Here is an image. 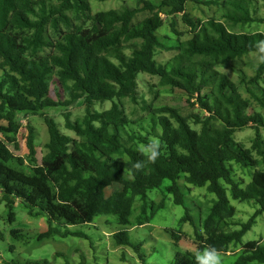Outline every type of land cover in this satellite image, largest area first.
<instances>
[{"label":"trees","instance_id":"trees-1","mask_svg":"<svg viewBox=\"0 0 264 264\" xmlns=\"http://www.w3.org/2000/svg\"><path fill=\"white\" fill-rule=\"evenodd\" d=\"M187 1L143 0L140 9L94 14L89 0H0V122L7 120V125H0V133L15 142L16 150H20L16 138L21 118L40 116L49 133L41 157L30 125L27 157L16 155L0 138V205L10 210V221L15 220L17 203L30 216L45 218L48 229L39 234L38 241L86 237L70 229L97 227L99 216H112L114 221L109 222L129 226L138 199L144 215L138 226L143 225L151 219L147 217L148 193L165 180L170 181L167 192L175 204L184 205L178 184L184 178L190 191L206 188L216 196L208 213L201 216L200 251L214 247L221 254L240 248L243 252L232 264H264L260 243L243 242L255 219L264 214V138L260 132L264 116L249 112L251 104L244 96L251 92L250 85L261 88L264 63L248 80L244 71L239 70L242 76L236 81L219 69L236 68L244 57L257 55L256 44L264 40V33L246 34L235 26L264 23V18L252 16L250 0L224 1L223 18L229 27L224 19L203 23L184 16L195 34L177 47L181 53L169 68L156 59L157 50L166 49L157 35L164 25L160 13L183 14ZM141 11L149 15L135 21ZM129 45L133 46L130 54L125 52ZM140 74L157 76L162 84L186 92L209 113L207 118L195 116V124H201L198 131L178 110L156 108L151 121L153 129L158 124L161 131L156 135L159 155L155 162L141 151L153 140L131 127L143 119H132L123 103L126 99L138 102ZM207 88L209 96H204ZM105 102L111 103L109 109L92 113ZM75 107L86 109L82 121L72 119ZM148 109L150 105L144 107ZM51 110L61 112L67 133L49 114ZM250 125L255 138L248 148L236 140V134ZM137 162L139 169L134 167ZM235 165L252 170L248 182L235 179ZM229 195L241 203L253 202L257 210L239 230L225 232L223 228L231 226L237 213ZM163 207L161 201L151 207V213ZM188 219L186 213L183 220ZM112 239L117 247L138 251L127 231L113 232ZM139 258L146 264L141 254ZM173 264H196L195 254L178 252Z\"/></svg>","mask_w":264,"mask_h":264},{"label":"rangeland","instance_id":"rangeland-1","mask_svg":"<svg viewBox=\"0 0 264 264\" xmlns=\"http://www.w3.org/2000/svg\"><path fill=\"white\" fill-rule=\"evenodd\" d=\"M143 0H89L92 12L95 14L100 11L122 10V9H140L143 7ZM159 3L162 0H145ZM200 3L187 1L185 12L169 16L164 12L160 13L164 25L157 32L160 41L166 49H158L156 59L159 63H168L172 66L173 58L181 52L177 50L183 42L190 40L194 36L191 26L185 22L184 16H188L194 22L201 20L203 23L210 19L217 21L223 20V6L225 0H199ZM216 2V3H214ZM250 9L252 16L261 19L264 18V3L261 0H250ZM185 14V15H184ZM147 11H141L135 18V21H141L147 17ZM225 25L229 27V22ZM236 31L242 33H264V23H252L250 25L235 26ZM133 46L126 47L125 52L130 54ZM236 68H219L230 74L236 81L244 71L247 80L254 77L257 73L256 55L244 57L241 62L235 64ZM259 87L249 88L251 92H244V96L250 101L249 112H260L264 116V72L259 80ZM210 89L203 91L204 96H209ZM261 98L257 99L252 93ZM51 95L55 96L54 87H51ZM137 103L130 99L124 100V107L132 119H143L139 124L131 125L132 129L144 137H149L155 142L157 133H160V126L157 124L153 129L151 116L156 108L168 107L179 111L191 123L192 127L200 130L201 124H195V116L201 118L209 117L208 112L201 109L200 103L196 98H190L186 92L172 88L169 85L161 83L157 76L150 74H140ZM263 102V103H262ZM146 105L151 109L144 110ZM111 107L110 102L103 105H96L92 113L101 112ZM72 119L82 121L86 114L84 107L72 108ZM49 114L55 117L61 130L67 133L65 129V118L60 111H49ZM3 116V114H2ZM157 119V116L154 117ZM20 133H18L16 142L20 150L15 149V142H9L3 134V139L9 148L20 156L27 157V137L29 136V126L32 127L34 143L38 151V157L44 155L45 144L49 141V133L45 121L40 116L21 118ZM0 125H7V120L3 119ZM217 125H219L217 123ZM253 125L236 134V140L242 142L250 148L255 138ZM261 136L264 138V128H261ZM257 156V155H256ZM264 168V164H263ZM236 180L248 182L251 178L252 170H245L237 165L234 166ZM179 187L184 195V205H176L174 196L167 192L170 181L165 180L160 188L148 193V213L150 220L145 224L138 226L139 221L143 220L141 212L142 202L138 199L135 202L133 214L131 216V225L123 227L114 222L112 216H99L96 219L97 227L93 226H75L72 231H79L86 237H60L55 236L49 239L38 241L39 234L46 232L48 224L45 218L32 217L24 207L17 203L14 207L15 220L10 221V210L5 204L0 205V264H28L29 262H50V264H143L139 258L141 254L146 264H173L178 252H191L196 254L200 251V239L197 234H202L201 216L205 217L213 200L214 194H210L206 188H193L191 191L187 188L184 178L179 181ZM191 187V186H190ZM1 197V195H0ZM231 205L237 208L236 216L230 221L231 226H225L226 232L239 230L240 226L250 221L257 210L253 202L235 201L231 198ZM164 201V207L151 213V207L157 206ZM189 214L190 219L183 220ZM109 222V223H107ZM64 229V228H63ZM173 232L174 238L170 233ZM127 231L130 242L138 248V251L131 247H117L112 239L113 232ZM17 231V234H13ZM255 241L260 243V248L264 249V214L258 216L251 230L244 236L243 242ZM243 252L240 248L231 249L227 253H221L222 264H232Z\"/></svg>","mask_w":264,"mask_h":264},{"label":"clouds","instance_id":"clouds-1","mask_svg":"<svg viewBox=\"0 0 264 264\" xmlns=\"http://www.w3.org/2000/svg\"><path fill=\"white\" fill-rule=\"evenodd\" d=\"M256 59L258 63H264V40L256 44ZM141 151L150 162H155L159 155V145L155 141H150ZM135 168H141V163L137 162ZM196 264H222V256L214 247L205 248L195 254Z\"/></svg>","mask_w":264,"mask_h":264}]
</instances>
